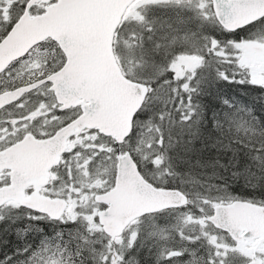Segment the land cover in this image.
Listing matches in <instances>:
<instances>
[{
  "label": "snow or ice",
  "instance_id": "6c2138e0",
  "mask_svg": "<svg viewBox=\"0 0 264 264\" xmlns=\"http://www.w3.org/2000/svg\"><path fill=\"white\" fill-rule=\"evenodd\" d=\"M0 264H264V0H0Z\"/></svg>",
  "mask_w": 264,
  "mask_h": 264
}]
</instances>
